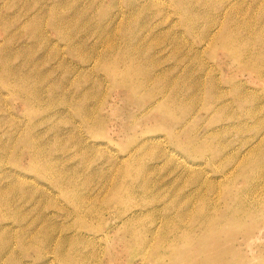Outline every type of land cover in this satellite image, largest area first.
<instances>
[{
	"label": "rangeland",
	"instance_id": "rangeland-1",
	"mask_svg": "<svg viewBox=\"0 0 264 264\" xmlns=\"http://www.w3.org/2000/svg\"><path fill=\"white\" fill-rule=\"evenodd\" d=\"M263 212L264 0H0V264H264Z\"/></svg>",
	"mask_w": 264,
	"mask_h": 264
},
{
	"label": "bare ground",
	"instance_id": "bare-ground-1",
	"mask_svg": "<svg viewBox=\"0 0 264 264\" xmlns=\"http://www.w3.org/2000/svg\"><path fill=\"white\" fill-rule=\"evenodd\" d=\"M212 25H213V24H212ZM237 26H238V25H237ZM191 27H193V26L191 25ZM209 29H210V28H209ZM206 33H207V32H206ZM208 35H209V34H208ZM203 36H204V35H203ZM203 36H202V37H203ZM202 37H201V38H202ZM205 37L207 38L208 36H205ZM209 37H210V36H209ZM203 39H204V38H203ZM209 39L211 40L212 37H211V38H208V41L206 40L208 43H209ZM211 43H212V42H211ZM205 44H206V42H205ZM207 46H208V45H207ZM207 46H205V48H208ZM243 50H244V49H243ZM231 51H232V49H231ZM92 53H93V52H92ZM93 55H94V54H93ZM94 57H95V56H94ZM210 67H211V66H210ZM260 69H261V68H260ZM153 76H154V75H153ZM148 80H149V79H148ZM148 80H147V81H148ZM168 81H169V80H168ZM167 83H169V82H167ZM157 99H158V98H157ZM155 100H156V99H155ZM231 119H232V118H231ZM167 120H168V119H167ZM230 122H231V121H230ZM234 122H235V121H234ZM232 123H233V122H232ZM232 123H231V124H232ZM234 124H235V123H234ZM235 125H236V124H235ZM221 126H222V125H221ZM223 126H224V125H223ZM231 126H232V125H231ZM231 126H230V127H231ZM226 127H227V125H226ZM235 128H236V127H235ZM226 129H227V128H225V130H226ZM222 130H223V129H222ZM233 130H234V129H233ZM223 131H224V130H223ZM235 131H236V129H235ZM224 132H225V131H224ZM226 133H227V132H226ZM236 134H237V132H236ZM226 142H227V141H226ZM36 146H38V145L36 144ZM38 147H39V146H38ZM222 147H223V146H222ZM226 147H227V145H226ZM224 148H225V146H224ZM233 148H234V147H233ZM225 149H226V148H225ZM225 149H224V150H225ZM231 151H232V150H231ZM165 152H166V151H165ZM165 154H167V153H165ZM40 155H41V154H40ZM235 155H236V153H235ZM235 155H234V156H235ZM41 156H42V155H41ZM114 157H115V156H114ZM121 157H122V156H121ZM227 157H228V156H227ZM227 157H226V158H227ZM118 158H119V157H118ZM123 158H124V157H123ZM165 158H166V157H165ZM169 158H171V157L169 156ZM224 159H225V157H224ZM123 160H124V159H123ZM234 160H235V158H234ZM226 161H227V160H226ZM120 162H122V161H120ZM180 162H181V161H180ZM180 162H178V163L180 164ZM183 162H184V161H183ZM183 162H182V163H183ZM224 162H225V161H224ZM229 162H230V160H229ZM240 162H241V161H240ZM182 163H181V164H182ZM231 163H232V162H230V164H231ZM232 164L234 165V163H232ZM232 164H231V165H232ZM237 164H238V166H239V163H237ZM233 165H232V166H233ZM181 166H182V165H181ZM185 166H186V165H185ZM232 166H231V168H232ZM186 167H187V166H186ZM229 167H230V166H229ZM261 167H262V166H261ZM184 168H185V167H184ZM234 168H235V167H234ZM234 168L232 169L233 171H234ZM258 168H259V167H258ZM150 169H151V168H150ZM181 169H182V168H181ZM181 169H180V170H181ZM185 169H187V168H185ZM188 169H189V168H188ZM226 169H227V168H226ZM238 169H239V168H238ZM238 169H237V170H238ZM244 169H245V168H244ZM261 169H262V168H261ZM151 170H152V169H151ZM191 170H192V169H191ZM200 170H202V169H200ZM240 170H241V169H240ZM240 170H239V171H240ZM257 170H258V169H257ZM185 171H187V170H185ZM245 171H246V169H245ZM261 171H262V170H261ZM223 172H225V171H223ZM241 172H242V171H241ZM259 172H260V170H259ZM203 173H204V172H203ZM205 173H206V172H205ZM205 173H204V174H205ZM228 173H229V172H228ZM239 173H240V172H239ZM239 173H237V172H236V173H232V172L230 173V175H231V177L229 178L230 180L227 181V183H226V184H228V187H229V184H233V182L236 183V178L239 177ZM260 173H261V172H260ZM206 174H208V172H207ZM209 174H210V173H209ZM255 174H256V173H255ZM258 174H259V173H258ZM221 175H223V174H221ZM226 175H227V174H226ZM228 175H229V174H228ZM250 175H251V174H250ZM202 176H203V175H202ZM206 176H207V175H206ZM256 176H257V175H256ZM258 176H259V175H258ZM223 177H224V176H223ZM226 177H227V176H226ZM202 178H203V177H202ZM221 178H222V177H221ZM227 178H228V177H227ZM203 179H204V178H203ZM255 179H257V178H255ZM258 179H259V178H258ZM224 180H226V179H224ZM227 180H228V179H227ZM245 180H246V179H245ZM259 180H260V179H259ZM222 181H223V180H222ZM253 181H254V180H253ZM223 183H224V182H223ZM233 186H234V185H233ZM234 187H235V186H234ZM229 188H232V187H229ZM241 188H242V187H241ZM261 188H262V186H261ZM261 188H260V189H261ZM227 189H228V188H227ZM260 189H259V187H258V190H260ZM249 190H250V189H249ZM226 191H227V190H226ZM236 191H237V190H236ZM239 192H240V190H239ZM256 192H257V191H256ZM256 192H255V193H256ZM237 193H238V192H237ZM240 194H242V193H240ZM258 195H259V194H258ZM238 196H239V194H238ZM244 196H246V195H244ZM251 196H252V195H251ZM254 196H255V194H254ZM240 197H241V196H240ZM256 197H257V196H256ZM259 197H260V196H259ZM241 198H242V197H241ZM243 198H244V197H243ZM252 198H253V196H252ZM260 198H261V197H260ZM260 198H259V200H260ZM232 199H233V198H232ZM244 200H245V199H244ZM248 200H249V199H248ZM259 200H258V201H259ZM190 201H191V200H190ZM232 201H233V200H232ZM249 204H250V200H249V203H248V201H246V200L243 201V200H240V199H238L237 202H236V205H238V207H240L245 213H247V211H249V209H250V208H248ZM253 204H255V203H253ZM230 205H231V204H230ZM233 205L235 206V204H233ZM255 205H256V204H255ZM255 205H254V206H255ZM190 206H191V205H190ZM254 206H253V207H254ZM256 206H257V205H256ZM256 206H255V207H256ZM260 206H261V205H260ZM159 207H160V206H159ZM159 207H158V208H159ZM164 207H165V206H164ZM187 207H188V206H187ZM193 207H194V206H193ZM231 207H232V205H231ZM249 207H250V206H249ZM251 207H252V205H251ZM153 208H155V207H153ZM158 208H157V209H158ZM189 209H190V207H189ZM231 209H232V208H231ZM253 209H254V208H253ZM160 210H161V209H160ZM257 210H258V209H257ZM146 211H147V210H146ZM157 211H158V210H157ZM181 211H182V210H181ZM190 211H191V210H190ZM231 211H232V210H231ZM251 211H252V210H251ZM258 211H259V210H258ZM258 211H257V213H258ZM175 212H176V211H175ZM205 212H206V211H205ZM249 212H250V211H249ZM140 213H142V212H140ZM143 213H144V212H143ZM263 213H264V212H263ZM263 213H262V215H263ZM172 214H173V213H172ZM185 214H186V212H185ZM242 214H243V213H242ZM247 214H248V213H247ZM252 214H254V213H252ZM255 214H256V213H255ZM131 215H132V214H131ZM243 215H244V214H243ZM258 215H260V214H258ZM127 216H128V215H127ZM135 216H136V215H135ZM159 216H161V215H159ZM165 216H167V215H165ZM170 216H171V214H170ZM186 216H188V215H186ZM190 216H191V214H190ZM204 216H205V215H204ZM250 216H251V215H250ZM250 216H249V217H250ZM255 216H256V215H255ZM129 217H130V216H129ZM129 217H128V219H129ZM161 217H162V216H161ZM161 217H160V218H161ZM163 217H164V216H163ZM172 217H173V216H172ZM172 217H171V218H172ZM206 217H207V216H206ZM247 217H248V216H247ZM251 217H252V216H251ZM134 218H135V217H134ZM179 218H180V216H179ZM181 218H182V217H181ZM252 218H254V217H252ZM256 218H257V217H255L254 219H256ZM259 218H260V217H259ZM122 219H123V218H122ZM161 219H162V218H161ZM210 220H211V219H207L206 221H210ZM236 220H237V218H236ZM256 220H257V219H256ZM256 220H254V224H253V226H257V225H256L257 223L255 224V221H256ZM262 220H264V219L262 218ZM164 221H165V220H164ZM170 221H171V220H170ZM188 221H189V220H188ZM188 221H187V222H188ZM162 222H163V220H162ZM162 222H161V223H162ZM165 222H167V220H166ZM168 222H169V221H168ZM171 222H172V221H171ZM171 222H169V223L171 224ZM257 222H260V221H257ZM153 223H154V222H153ZM8 224H9V223H8ZM156 224H157V223H156ZM159 224H160V223H159ZM163 224H164V223H163ZM5 225H6V224H5ZM11 225H12V224H11ZM203 225H204V223H203ZM262 225H263V224H262ZM262 225H258V226H262ZM159 226H160V225H159ZM164 226H165V225H164ZM1 227H2V226H1ZM154 227H156V226H154ZM180 227H181V226H180ZM184 227H185V226H184ZM216 227H217V226H200L199 228H200V229H203V230L205 231V233L208 234V233H211ZM248 227H249V225H248ZM6 228H7V227H6ZM8 228H9V227H8ZM10 228H13V227L10 226ZM156 228H157V227H156ZM219 228H220V227H219ZM154 229H155V228H154ZM217 229H218V228H217ZM246 229H247V227H246ZM251 229H252V228H251ZM256 229H257V228H256ZM262 229H263V228H261V229L259 228V229H258V230H259V233L261 232ZM12 230H13V229H12ZM152 230H153V229H152ZM180 230H181V229H180ZM156 231H157V229H156ZM201 231H202V230H201ZM152 232H153V231H152ZM195 232H197V230H196ZM244 232H245V231H244ZM244 232H243V233H244ZM247 232L249 233L248 236H250V231H247ZM257 233H258V232H257ZM78 234H80V233H78ZM84 234H85V233H84ZM154 234H155V233H154ZM154 234H153V235H154ZM176 234H177V233H176ZM197 234H198V233H197ZM98 235H99V234H98ZM172 235H173V234H172ZM244 235H245V234H244ZM246 235H247V234H246ZM89 236H90V235H89ZM101 236H102V235H101ZM170 236H171V235H170ZM257 236H258V235H257ZM83 237H85V236H83ZM97 237H98V236H97ZM168 237H169V236H168ZM192 237H193V236H192ZM196 237H197V236H195V238H196ZM207 237L209 238V236H207ZM207 237H206V240H207ZM90 238H91V237H90ZM256 238L259 239V236L256 237ZM97 239H98V238H97ZM149 239H150V238H149ZM169 239H170V237H169ZM169 239H168V240H169ZM203 239H205V237H204ZM203 239H201V240H203ZM89 240H90V239H89ZM153 240H154V239H153ZM170 240H171V239H170ZM201 240H200V242H202ZM209 240H210V239H209ZM85 242H86V241H85ZM200 242H198V243H200ZM101 243H102V242H101ZM167 243H168V242H167ZM204 243H205V241H204ZM146 244H147V243H146ZM192 244H193V243H192ZM101 245H102V244H101ZM196 245H197V244H196ZM103 246H104V245H103ZM159 247H160V246H159ZM164 247H165V245H164ZM191 247H192V245H191ZM191 247H190V248H191ZM149 248H150V246H149ZM202 248H203V247H202ZM205 248H207V247H205ZM144 249H145V248H144ZM200 250H201V249H200ZM206 250H207V249H206ZM41 251H42V250H41ZM133 251H134V249H133ZM143 251H144V250H143ZM143 251H142V252H143ZM147 251H148V250H147ZM158 251H159V250H158ZM187 251H188V250H187ZM42 252H43V251H42ZM206 252H207V251H206ZM157 253H158V252H157ZM160 253H161V252H160ZM165 253H166V252H165ZM167 253H168V252H167ZM196 253H197V252H196ZM204 253H205V252H204ZM204 253H203V254H204ZM11 254H13V253H11ZM162 254H164L163 251H162ZM168 254H169V253H168ZM168 254H167V255H168ZM9 255H10V254H9ZM43 255H44V254H43ZM164 255H165V254H164ZM11 256H12V255H11ZM60 256H61V254H60ZM62 256H63V255H62ZM144 256H145V255H144ZM155 256H156V255H155ZM183 256H184V255H183ZM53 257H54V256H53ZM58 258H59V257H58ZM141 258H142V257H141ZM182 258H183V257H182ZM41 259H42V258H41ZM144 259H145V258H144ZM51 260H52V257H51ZM51 260H49V261H51ZM155 260H156V258H155ZM179 260H180V259H179ZM184 260H185V258H184ZM184 260H183V261H184ZM174 261H175V260H174ZM51 262H52V261H51ZM142 263H143V262H142Z\"/></svg>",
	"mask_w": 264,
	"mask_h": 264
}]
</instances>
